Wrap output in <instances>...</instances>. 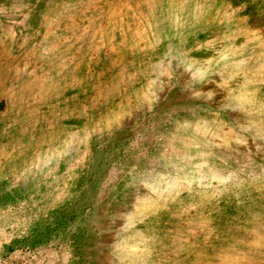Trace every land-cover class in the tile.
Segmentation results:
<instances>
[{"label": "rangeland", "instance_id": "374dc122", "mask_svg": "<svg viewBox=\"0 0 264 264\" xmlns=\"http://www.w3.org/2000/svg\"><path fill=\"white\" fill-rule=\"evenodd\" d=\"M80 262L264 264V0H0V264Z\"/></svg>", "mask_w": 264, "mask_h": 264}, {"label": "trees", "instance_id": "16d2710c", "mask_svg": "<svg viewBox=\"0 0 264 264\" xmlns=\"http://www.w3.org/2000/svg\"><path fill=\"white\" fill-rule=\"evenodd\" d=\"M120 141H121V138L118 137V143H120ZM161 147L163 146L161 145ZM123 148L124 147H121V149H119L117 152H122ZM126 149L128 150H126L125 154H133L134 149H131L129 145L127 146ZM88 165L89 166L87 168H83L81 170V172L79 173V177L74 181L73 186L70 189H68V190H73V192H75V190L76 191L80 190L79 196L76 197L75 195H73V198L69 197L72 199V202L69 203V200H66L67 203L66 205H63L62 207L63 209L60 208V209L51 210L49 212L51 214L50 217H48V215L47 217H42L43 214L40 213L39 216H37L35 220L32 218L34 235L32 237H29L26 240V243L29 245V248L35 249L40 246L39 244H48L51 242L58 243V242L66 241L68 238L74 237L77 239L76 242H79L81 244V245L80 244L75 245L74 247L75 253L82 256V251L84 249V247L82 246V243H84L86 239V234L90 232L89 223L88 225H86V222H88L87 221L88 218L84 220L82 224L83 226L77 227L73 229V231L70 229L68 230L66 226L68 225L70 221H73L75 218H78V216H82L84 214L85 208L89 209L88 205H86L85 208L82 207L84 201L82 203H79V201L84 200L86 198V195H85L86 188H82V190L80 189V183L82 179H84L88 175L90 176L89 181L94 180L97 183L98 181H100V177L97 171L98 166H95V163L88 164ZM94 166L96 167L95 170H94L95 168ZM91 189L93 190V192L96 191V188H91ZM88 191L90 192V189H88ZM2 195L4 196V199L6 201L13 202V203L20 202L22 198L21 193L17 191H9L8 193L4 192ZM52 217H55L52 220L54 223L51 222ZM17 243L22 244L23 242L20 241ZM79 264H83V263L80 262Z\"/></svg>", "mask_w": 264, "mask_h": 264}]
</instances>
